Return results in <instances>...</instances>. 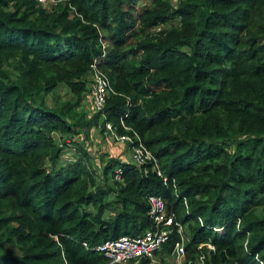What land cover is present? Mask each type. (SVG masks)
<instances>
[{
	"label": "trees",
	"instance_id": "16d2710c",
	"mask_svg": "<svg viewBox=\"0 0 264 264\" xmlns=\"http://www.w3.org/2000/svg\"><path fill=\"white\" fill-rule=\"evenodd\" d=\"M52 1L0 0V264H106L93 248L147 229L149 194L182 229V264H264V0ZM91 66L109 90L83 119ZM59 85L73 99L48 106ZM105 123L161 176L112 159L100 187L64 136ZM178 241L172 226L160 262Z\"/></svg>",
	"mask_w": 264,
	"mask_h": 264
},
{
	"label": "built area",
	"instance_id": "2783aa9c",
	"mask_svg": "<svg viewBox=\"0 0 264 264\" xmlns=\"http://www.w3.org/2000/svg\"><path fill=\"white\" fill-rule=\"evenodd\" d=\"M40 4L48 3L52 0H36ZM172 7H176L179 0H167ZM89 72V93L86 102L91 112L100 111L105 96L109 90V83L104 73L94 66H91ZM121 126L127 129L122 122ZM104 128L113 133L114 129L109 123L104 124ZM115 138L129 145L130 162L136 166L152 161V169L158 176H161L151 152L141 143L137 136L131 137L126 134H114ZM120 168H115L113 178L119 180ZM165 181V178L162 177ZM147 211L146 215L151 225L135 236H119L116 239L106 240L93 249L100 252L107 260L106 264H128L138 262L140 259H146L149 264H155L157 252H159L162 244L166 241L168 234L171 232L172 226L176 228L179 235V241L174 243L170 255L176 259H182L184 236L182 229L177 222L174 221L172 213H168L165 209L164 201L158 194H149L146 196ZM184 238V239H183ZM84 245V243H83Z\"/></svg>",
	"mask_w": 264,
	"mask_h": 264
},
{
	"label": "rangeland",
	"instance_id": "374dc122",
	"mask_svg": "<svg viewBox=\"0 0 264 264\" xmlns=\"http://www.w3.org/2000/svg\"><path fill=\"white\" fill-rule=\"evenodd\" d=\"M52 3L53 1H50L49 3L44 4V7L48 8L52 5ZM175 23L176 20L172 21L171 23L168 22V24H165L164 27L162 26L160 28L168 29L169 26L175 25ZM71 99H73L72 95L65 89L63 85H59L58 88L44 95V101L48 106L62 105L65 103V101H69ZM71 112L77 117H79L80 114L84 115L83 119H87V117L89 118V116L94 113L86 107L84 102H81L75 106ZM81 120L82 119L79 118V122H81ZM114 134H117L115 130L113 133H111L105 128L104 130H100L98 126L90 127L88 130L82 126H79L74 128L73 135L64 136L70 140L72 145L76 143V141H78V143H82L83 148L89 155V161L95 171V181L100 187H105L106 185L111 187L114 183L109 178V173L107 174L102 172L103 164H105L106 161L110 162L112 159L130 161L129 148L127 147V144L119 142L115 138ZM69 149L67 147V149L63 151L62 155L60 156L61 159L65 160V158L73 156L72 153L69 152ZM154 263L182 264V259H176L173 255H169L168 257H162V262H160L159 255H157V257L154 259ZM128 264H137V262Z\"/></svg>",
	"mask_w": 264,
	"mask_h": 264
}]
</instances>
